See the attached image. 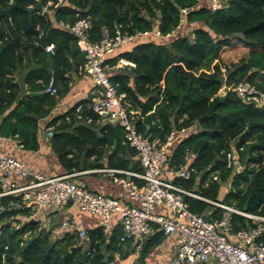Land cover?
I'll use <instances>...</instances> for the list:
<instances>
[{
    "label": "trees",
    "instance_id": "obj_1",
    "mask_svg": "<svg viewBox=\"0 0 264 264\" xmlns=\"http://www.w3.org/2000/svg\"><path fill=\"white\" fill-rule=\"evenodd\" d=\"M15 1L0 0V11ZM40 3L47 13L42 9L31 20L25 10ZM20 6L11 14L13 31L0 16L3 137H17L26 150L37 152L40 121L49 119L52 149L65 175L106 168L142 174L125 130L97 123L91 100L79 101L61 115L53 116V111L70 94L74 75H86L78 38L59 24L73 26L90 18L92 41L102 39L104 28L111 33L121 28L126 35L147 32L107 60L110 67L121 60L128 63L109 75L127 95L125 106L138 112L139 132L160 142L177 133L169 168L184 165L188 152L197 155L192 163L196 172L190 180H177L178 186L264 217V108L237 92L247 82L264 94V0H228L218 11L212 10L210 0H20ZM235 38L252 51L247 60L226 66L221 54ZM49 46L54 48L48 51ZM25 70L22 85L17 78ZM52 81L58 89L55 96L46 92ZM233 154L244 170L228 191L224 184L232 176L228 162ZM185 200L208 219L223 218V209L211 203L189 196ZM17 202L20 197L0 199V264H114L117 257L126 260L138 249V243L121 242L120 224L111 235L99 227L87 230L85 240L77 233L53 240L39 219L32 220L33 211ZM257 226L233 215L234 232ZM164 239L162 233L151 237L138 261H146Z\"/></svg>",
    "mask_w": 264,
    "mask_h": 264
},
{
    "label": "built area",
    "instance_id": "obj_2",
    "mask_svg": "<svg viewBox=\"0 0 264 264\" xmlns=\"http://www.w3.org/2000/svg\"><path fill=\"white\" fill-rule=\"evenodd\" d=\"M210 2L212 10L218 11L226 6L228 0ZM43 13H47V8ZM183 13L187 14V11ZM60 27L78 38L80 50L85 54L86 62L81 72L93 81V92L97 97L91 100V108L99 116L97 123H109L125 130L126 142L137 152L135 160L144 172L113 169L92 171L107 174L115 185L123 189L125 200L89 191L73 182L72 179L80 173L45 177L4 151L7 138L2 135L3 121L0 119V199L20 197V202L14 205L32 210L33 221L38 220L35 216L37 212L58 211L74 204L81 213L99 217L100 227L107 235H111L113 220L118 216L121 221V242L138 243V250L155 234L162 233L165 239L175 237L173 258L169 264H264V217L242 213L178 186L177 180H190L196 172L192 163L197 155L188 152L184 165L179 169L169 168V151L177 133L168 136L164 142L155 140L153 134H141L137 127L138 112L125 106L127 95L120 93L111 82L110 71L121 69L128 63L121 60L117 66L110 67L107 64L108 57L133 43L137 37L149 33L126 35L121 28L115 33L104 28L102 39L92 41L93 25L90 18L80 19L73 26L60 24ZM53 48L49 46L47 50ZM46 92L52 96L58 94L53 81ZM237 92L243 99L255 101L264 108V94L249 83H241ZM79 117L81 119L82 116ZM87 121L91 123L93 120L88 118ZM53 135L54 127H50L47 136L52 138ZM20 147L24 148L23 145ZM228 168L233 172L230 181L224 186L230 191L235 177L244 169L235 154L228 162ZM216 180L221 183L219 178ZM186 196L223 209V218L208 219L205 214L194 212L185 200ZM234 214L253 220L259 226L234 232ZM61 227L64 231L77 233L82 240L87 238V229L78 228L75 221L67 220Z\"/></svg>",
    "mask_w": 264,
    "mask_h": 264
},
{
    "label": "crops",
    "instance_id": "obj_3",
    "mask_svg": "<svg viewBox=\"0 0 264 264\" xmlns=\"http://www.w3.org/2000/svg\"><path fill=\"white\" fill-rule=\"evenodd\" d=\"M27 70L22 71L17 81L23 85L24 78ZM70 89V94L65 99H62L53 111V116L66 113L69 109L73 108L79 101L84 99L93 100L97 97L94 93L93 81L87 75H74ZM49 119L40 121V135L39 140L41 148L37 152H30L25 148H21V142L16 138H7L4 143L3 149L9 155L25 163L30 169L36 173L42 174L45 177H59L65 175L64 169L61 167L53 149L52 139L47 136V127ZM2 142H0L1 144ZM112 169V168H106ZM104 170L95 169L92 171ZM118 170V169H113ZM84 171L74 177L73 182L78 185L84 186L87 190L103 194L107 197L125 200L124 191L121 187L115 185L112 179L101 172ZM77 174V173H75ZM125 203V202H124ZM127 204V203H125ZM129 205V204H127ZM36 217L40 220L41 225L46 228L52 237H62L67 233L72 234V230L64 231L62 225L67 220H72L77 223L78 228L81 229H97L100 227L101 220L99 217L83 214L79 208L70 204L58 211L42 210L36 213ZM120 219L115 216L113 226L120 224ZM175 237L164 239L163 243L156 249L152 250L147 257V264H169L173 258V246ZM135 243H133L134 245ZM129 249V248H128ZM130 257V256H129Z\"/></svg>",
    "mask_w": 264,
    "mask_h": 264
},
{
    "label": "rangeland",
    "instance_id": "obj_4",
    "mask_svg": "<svg viewBox=\"0 0 264 264\" xmlns=\"http://www.w3.org/2000/svg\"><path fill=\"white\" fill-rule=\"evenodd\" d=\"M45 9L46 8L43 9V12L45 11ZM251 51H252V49L248 48L243 43V41H241L239 38H235V39H233L231 41V44L228 47H226L225 50L222 52L221 61H222V63L224 65L230 66V65H232L234 63H239L241 61L247 60L250 57ZM223 72L225 74V70H223ZM185 131H184V133H187L189 130H187V132H185ZM243 169H244V167H243ZM103 174H105V173H103ZM35 216H36V214H35ZM23 219L26 220L28 218L23 217ZM52 238H53V240H55L58 237L57 238L56 237H52ZM131 249L132 248L130 247V251H131V253H133V250H131ZM142 249L141 250L137 249V251L134 254H132L126 260L122 259V258L118 259V257H117V260H116V262H114V264H147V259H146V261H145V259L143 261H141V260L138 261Z\"/></svg>",
    "mask_w": 264,
    "mask_h": 264
},
{
    "label": "water",
    "instance_id": "obj_5",
    "mask_svg": "<svg viewBox=\"0 0 264 264\" xmlns=\"http://www.w3.org/2000/svg\"><path fill=\"white\" fill-rule=\"evenodd\" d=\"M16 9H22V7L20 6V0H16L15 4L10 9L5 10V11H2V10L0 11V16L5 18L6 22L8 23V25L12 29V31L14 29H13V25H12V21H11V14ZM42 9H43V4L40 3V5L38 7L27 9L25 11L30 15V19L32 20L33 15L35 13L41 12Z\"/></svg>",
    "mask_w": 264,
    "mask_h": 264
}]
</instances>
